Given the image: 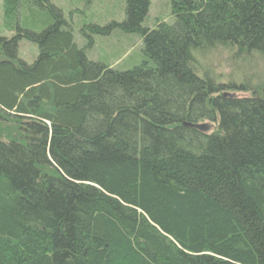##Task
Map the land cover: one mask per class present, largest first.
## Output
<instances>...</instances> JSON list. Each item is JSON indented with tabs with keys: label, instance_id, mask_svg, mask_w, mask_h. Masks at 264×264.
<instances>
[{
	"label": "trees",
	"instance_id": "obj_1",
	"mask_svg": "<svg viewBox=\"0 0 264 264\" xmlns=\"http://www.w3.org/2000/svg\"><path fill=\"white\" fill-rule=\"evenodd\" d=\"M166 1L173 24L124 0L79 46L49 0H1L0 264H264V81L243 68L264 0ZM117 29L143 39L125 71L88 57ZM222 54L231 76L204 67Z\"/></svg>",
	"mask_w": 264,
	"mask_h": 264
},
{
	"label": "rangeland",
	"instance_id": "obj_2",
	"mask_svg": "<svg viewBox=\"0 0 264 264\" xmlns=\"http://www.w3.org/2000/svg\"><path fill=\"white\" fill-rule=\"evenodd\" d=\"M49 3L63 11L65 20L72 25L75 42L82 46L84 39L82 30L90 25L106 26L112 22L123 23L125 20L124 0H49ZM2 2L0 0V34L11 37L4 30ZM31 20L30 15L25 20ZM159 22L173 24L175 17L172 15V4L166 0H151L150 12L145 27L154 29ZM143 39L137 34H126L117 29L111 36L96 37L95 47L88 53L92 61L108 64L114 69L125 71L139 65L143 58ZM38 55L37 46L28 41L19 44V57L31 64ZM204 67L210 64L216 68V74L231 76L233 73L228 60L224 54L215 55L209 61L203 62ZM247 68V76L252 81L260 84L264 81V59L256 58V62L243 65ZM233 79V77H230ZM262 84V83H261Z\"/></svg>",
	"mask_w": 264,
	"mask_h": 264
}]
</instances>
